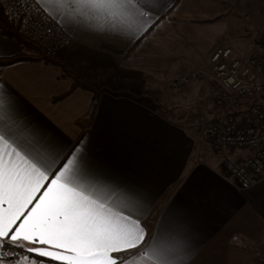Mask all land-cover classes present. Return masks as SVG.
<instances>
[{
    "label": "crops",
    "instance_id": "crops-1",
    "mask_svg": "<svg viewBox=\"0 0 264 264\" xmlns=\"http://www.w3.org/2000/svg\"><path fill=\"white\" fill-rule=\"evenodd\" d=\"M184 1L157 0L158 22L135 40L89 23L51 24L52 51L76 75L96 85L97 99L93 90L73 87L71 79L52 65L12 63L0 67V81L14 93L24 114L5 105L0 126L15 128L30 120L49 135L62 137L68 148L83 139L97 164L145 198L138 208L128 210L142 217L150 235L167 236L177 221L183 223L186 264H264V179L239 188L221 157L201 145L190 128L155 108L149 94L121 83L114 89L100 87L86 75L104 83L99 68L89 71L96 66L90 59L122 56L128 50L132 59L154 61L152 66L159 62L181 71L207 67L228 21L216 8H204L200 14L197 9L189 11ZM19 52L14 39L0 34V57ZM114 70L112 74L124 80ZM132 89L135 94L129 93ZM244 154L235 150L229 155L239 159Z\"/></svg>",
    "mask_w": 264,
    "mask_h": 264
},
{
    "label": "snow or ice",
    "instance_id": "snow-or-ice-1",
    "mask_svg": "<svg viewBox=\"0 0 264 264\" xmlns=\"http://www.w3.org/2000/svg\"><path fill=\"white\" fill-rule=\"evenodd\" d=\"M25 15L50 25L89 23L135 40L157 21V0H20ZM24 114L0 81V109ZM32 121L0 126V264H186L181 221L152 236L142 194L90 156Z\"/></svg>",
    "mask_w": 264,
    "mask_h": 264
},
{
    "label": "rangeland",
    "instance_id": "rangeland-1",
    "mask_svg": "<svg viewBox=\"0 0 264 264\" xmlns=\"http://www.w3.org/2000/svg\"><path fill=\"white\" fill-rule=\"evenodd\" d=\"M1 1L11 13L14 7L20 6V0ZM184 2H187L185 6L191 9L189 11L197 9L200 14L204 11L202 10L204 8H216L222 17H226L228 21L226 32L223 39L216 46L219 44L229 45L237 55L242 56L264 52V0H185ZM20 8L26 12L25 8ZM24 28L49 43L52 27L48 22H42L40 18H33L29 14L25 15ZM120 44L122 45V43ZM93 45L95 46V44ZM98 45L104 47L107 44ZM49 47L52 48L50 43ZM129 52L128 50L122 56L90 59L92 61H90V65L96 66L89 71L96 73V68H99L100 78L104 76L105 81L101 83V81L93 78L94 75L86 74L89 77L88 79H93L98 86H104L108 89L119 88L121 83L127 87L129 86V88H138L140 94H149L148 96L154 101L152 105L155 108L160 107L162 112L179 120L191 129L193 136L201 145L205 143L208 146L199 137V129L205 122L223 116L226 112L225 106L221 102H217L212 95L213 93L210 92L212 83L210 78L199 74L200 76H193L176 89L170 85V82L172 78L186 71H208L209 64L207 67L185 68L181 71L175 70V66L171 68L169 66L163 67L159 62L152 66L154 61L132 59ZM167 68H170L169 71ZM113 69L121 74L124 80L116 78L111 72ZM171 70L175 71L172 73ZM77 76L80 77V75ZM113 77L116 78V83H112ZM133 89L129 90V93L135 94L136 92Z\"/></svg>",
    "mask_w": 264,
    "mask_h": 264
},
{
    "label": "built area",
    "instance_id": "built-area-1",
    "mask_svg": "<svg viewBox=\"0 0 264 264\" xmlns=\"http://www.w3.org/2000/svg\"><path fill=\"white\" fill-rule=\"evenodd\" d=\"M209 66L205 72L178 74L170 85L176 89L199 74L210 78V92L226 112L205 122L199 137L221 157L236 185L245 189L264 179V52L242 56L229 45L219 44L209 56ZM235 150L245 154L230 157Z\"/></svg>",
    "mask_w": 264,
    "mask_h": 264
},
{
    "label": "trees",
    "instance_id": "trees-1",
    "mask_svg": "<svg viewBox=\"0 0 264 264\" xmlns=\"http://www.w3.org/2000/svg\"><path fill=\"white\" fill-rule=\"evenodd\" d=\"M25 12L16 6L9 12L0 0V34L14 39L20 46V52L9 57H0V67L20 61L41 62L56 67L60 74L72 81V86H82L93 90L94 101L97 99V89L93 83L78 77L67 62L56 55L47 41L26 31L24 28Z\"/></svg>",
    "mask_w": 264,
    "mask_h": 264
}]
</instances>
